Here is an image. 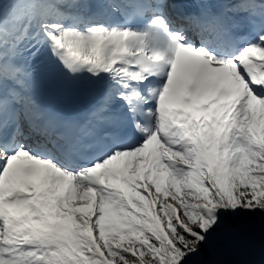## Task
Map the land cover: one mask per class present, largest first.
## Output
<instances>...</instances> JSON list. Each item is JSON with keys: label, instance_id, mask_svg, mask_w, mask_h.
I'll return each instance as SVG.
<instances>
[{"label": "snow or ice", "instance_id": "snow-or-ice-1", "mask_svg": "<svg viewBox=\"0 0 264 264\" xmlns=\"http://www.w3.org/2000/svg\"><path fill=\"white\" fill-rule=\"evenodd\" d=\"M258 241L264 0H0V264H261Z\"/></svg>", "mask_w": 264, "mask_h": 264}, {"label": "bare ground", "instance_id": "bare-ground-1", "mask_svg": "<svg viewBox=\"0 0 264 264\" xmlns=\"http://www.w3.org/2000/svg\"><path fill=\"white\" fill-rule=\"evenodd\" d=\"M250 251H252L256 255V258L251 256L250 257L251 260L260 261L261 264H264V245L263 244H261L258 241L254 247L244 249V253H248Z\"/></svg>", "mask_w": 264, "mask_h": 264}, {"label": "rangeland", "instance_id": "rangeland-1", "mask_svg": "<svg viewBox=\"0 0 264 264\" xmlns=\"http://www.w3.org/2000/svg\"><path fill=\"white\" fill-rule=\"evenodd\" d=\"M171 198L169 197V200ZM260 243H262L264 245V241H259ZM253 253L252 252H248V253H244V255H242L241 257H238V258H243V259H251L249 256H252L253 257ZM254 258H256V256H254Z\"/></svg>", "mask_w": 264, "mask_h": 264}, {"label": "trees", "instance_id": "trees-1", "mask_svg": "<svg viewBox=\"0 0 264 264\" xmlns=\"http://www.w3.org/2000/svg\"><path fill=\"white\" fill-rule=\"evenodd\" d=\"M228 258H237V257H228Z\"/></svg>", "mask_w": 264, "mask_h": 264}]
</instances>
